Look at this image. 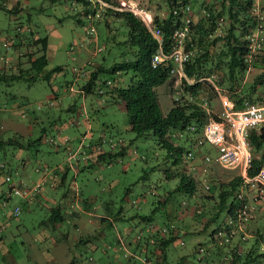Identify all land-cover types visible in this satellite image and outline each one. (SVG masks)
<instances>
[{
    "label": "rangeland",
    "instance_id": "1",
    "mask_svg": "<svg viewBox=\"0 0 264 264\" xmlns=\"http://www.w3.org/2000/svg\"><path fill=\"white\" fill-rule=\"evenodd\" d=\"M116 1L118 6L112 8L119 9L123 0ZM15 2H19L20 6L17 14L0 7V71L4 70L5 64L16 66L18 61H24L25 58L19 54L32 50V47L26 46L28 40L24 38L25 35L47 36L48 61L33 80H0V137L7 138L18 131L23 134V142H32L21 148L8 144L0 148V162L6 163L13 182L17 184L22 178L24 187H19L31 188L43 168L53 171L66 163L73 165L82 155L76 150L78 146L82 145L79 151L85 150L90 141L97 139L98 134L113 140L115 150L124 145L122 154L105 157L81 170L68 169L65 185L50 188L64 216L58 220L52 214L51 201L40 197L37 189H32L27 199L12 194L4 200L3 192L8 189L9 182L4 180L5 170L0 168V264H130L132 258L143 261L145 253L139 249L141 246L136 244V240L143 245L147 235L152 233L148 223L159 226L167 219L174 217L176 220V216L185 215L180 201L188 196L176 189L179 175L167 177L164 170L170 168L180 172L186 168V172L195 179L201 177L197 170L185 167L186 163H191V160L185 159L186 151L179 161L174 162V154L159 145L150 132L136 136L129 128V114L122 101L110 96L108 86H102L103 91L98 94L97 81L93 91H78L84 77L75 72L88 67V62L109 65L114 61L135 57L137 47L125 41L127 24L122 18L105 15V8L101 10L100 16L88 18L83 3L78 0H5L9 7ZM94 3L98 7L96 10L105 6H100L97 0ZM125 3L143 8L152 19L154 14H161L166 9L163 0H125ZM89 11H93L91 6ZM78 16L82 18L80 22L77 21ZM91 27L94 28L91 31L93 33L89 34ZM98 46L101 47L99 51ZM58 65L61 69L51 72L49 80L43 76ZM254 72L253 68L246 72L244 87L250 84ZM100 75L101 79L114 78L118 73L102 72ZM171 77L172 81H165L155 87L163 113L172 105L173 90L182 84L174 82L175 76ZM136 79L132 70L119 71L116 83L125 86ZM207 106L216 113L220 109V102L215 97L211 106ZM261 127H264V122L258 125V128ZM186 134L182 132L179 137L173 135L172 139L185 149H192ZM65 136L68 137L66 141ZM189 137L193 138L192 134ZM53 139L60 143L58 150L54 149ZM104 147L108 145L104 143ZM73 150L75 152L70 159L68 155ZM209 152L215 155L216 149L210 147ZM209 165L210 168L202 173L207 180L205 174H213L217 180L224 182L235 175V170L215 162ZM50 181L52 185L53 178H46L45 189L49 188ZM40 182L43 186L45 181L42 179ZM65 188L78 189L88 201L86 208L89 211L78 210L74 206L78 215H67L62 209L67 201L61 195ZM161 197L165 198L164 203L158 205L157 199ZM16 205L19 206V212L13 215ZM100 216L105 218L101 219ZM141 216H147V220H141ZM223 216L221 211L219 218L206 229L183 235L184 245L171 243L169 257L184 253L195 259L198 253L194 246L197 242L205 247L210 244V228ZM191 219L186 218V221ZM254 226L262 235L255 244L257 250L262 252L264 213L259 218L255 215ZM245 231L250 232L248 228ZM83 233L89 236V240H80ZM55 239L57 245L53 243ZM252 241L250 236L245 243L250 244ZM129 253L134 254L131 256ZM261 264H264V259Z\"/></svg>",
    "mask_w": 264,
    "mask_h": 264
},
{
    "label": "trees",
    "instance_id": "2",
    "mask_svg": "<svg viewBox=\"0 0 264 264\" xmlns=\"http://www.w3.org/2000/svg\"><path fill=\"white\" fill-rule=\"evenodd\" d=\"M78 1L84 5L85 15L94 13L98 8L94 0ZM102 1L107 5L98 9V16L105 8V15L122 18L128 27L125 41L130 46L137 47V51L133 58H124L109 65L91 61L88 62V67H83L79 72L74 70L76 75L84 77L78 91L79 93L93 91L97 81H99L98 94L102 93V86H108L110 96L121 100L128 112L130 130L136 136L150 132L159 145L174 154V162L179 161L181 155L183 156L185 151L191 150V147L185 149L179 143H174L173 135L179 137L182 132H186V137L189 138L193 149L196 146V139L202 136L203 127L210 116L202 102L205 100L210 107L212 99L217 98L216 90L211 83L206 79L198 80L200 77L213 75L216 84L236 107L242 106L247 100L255 101L264 93V0H163L166 9L161 14L153 15V25L161 30L165 51L171 50L173 29L183 27L185 24L188 13L187 5L193 13V18L188 24V33L184 39L185 49L190 50L184 71L194 81L187 83L182 78V84L178 88L180 97L177 100L172 99V105L166 113L161 110L155 87L165 81L173 80L170 74L173 60H163L153 67L151 56L157 47V40L145 23L130 10L122 8L120 4L121 8H112L117 5L116 0ZM18 4L19 2H15L13 6L9 7L5 4V0H0V7L12 14H17L20 11ZM90 6L93 8L92 12L89 11ZM81 20L77 17V21ZM105 25L109 27L106 21ZM256 32L259 39L254 46L251 37ZM24 38L28 40L27 48L32 47V50L22 51L19 56H23L25 60L18 61L16 66L5 64L4 70L0 71V80L11 81L19 78L33 80L47 64V36L31 34L30 37L25 35ZM90 40L92 39L90 38ZM99 50H101L100 46H98ZM250 68L255 69V72L252 74L250 84L244 87L243 79ZM60 69L61 66H55L52 70L45 72L43 76L49 80L51 72ZM128 70H132L137 76L136 81L125 86L117 85L119 71L126 72ZM102 72L118 73V75L114 78L101 79ZM108 80L111 82H107ZM260 85L261 88H259ZM211 115L217 118L216 113L213 112ZM189 133L193 138L189 137ZM85 134L86 132L83 133V135ZM22 135L17 131L13 136L0 137V148L7 144L18 148L30 145L31 140H28L26 144L22 140ZM67 139L68 137L65 136L64 141ZM109 140L110 138L107 139L104 134H98L97 139L90 141L85 150L79 151L82 148L80 144L76 150L82 155L76 159L73 165L66 163L60 168L61 171L58 173L60 180L66 181L70 168L75 171L81 170L92 163L100 162L105 157L112 158L117 154H122L124 144L119 150H115V142L112 140L113 145H109ZM60 141L63 142V140ZM250 141L252 157L247 172L249 175H253L264 167V127L253 130ZM52 142L58 149L60 143H56L54 139ZM104 143L108 147H104ZM67 147L68 145L65 146V148ZM97 147L99 150H96ZM71 152H75V150ZM81 160L86 162L80 163ZM0 168L5 170L4 175L10 174L5 162H0ZM164 171L167 177L177 173L179 175L176 189L184 191L188 196L180 201L181 209L185 210L183 212L185 215L181 214V217H176V220L174 217L167 219L159 226L156 223H148L152 233L147 235L143 245L137 244L139 247L141 246L139 249L147 246L143 249L146 251L144 260H151L152 264H261L263 262L264 251L259 252L255 245L262 238L261 233L254 225L251 228L252 231L249 229V233L245 230L250 221L252 224L254 223L255 215L258 218L263 216L264 204L256 206L253 216L245 219L244 225L239 227L238 213L241 199L238 197L237 191L240 175L235 174L231 180L224 182L217 180L213 174H205L204 177L212 180L207 190L204 185L205 180L203 178L195 179L189 172H186V168H182L180 172L172 171L170 168H166ZM4 198V200L8 199L6 195ZM165 198L157 199V204L164 203ZM183 200L184 204H182ZM191 206H194L195 210L190 214ZM60 209L59 205L51 206L52 214L56 220L64 217ZM259 209H263L262 213H258ZM221 211L224 213L223 218L210 228V244L205 247L201 242H197L194 246L195 252L198 253L195 259L189 258L188 254L184 253L177 254L173 258L169 257L171 243L184 245L183 235L206 229L219 218ZM183 217H192V219L186 221ZM141 220H147V216H141ZM172 225L173 227H171ZM219 230L221 231L220 239L216 236ZM250 236L253 241L246 244L245 242ZM142 263L143 261L140 264Z\"/></svg>",
    "mask_w": 264,
    "mask_h": 264
},
{
    "label": "built area",
    "instance_id": "3",
    "mask_svg": "<svg viewBox=\"0 0 264 264\" xmlns=\"http://www.w3.org/2000/svg\"><path fill=\"white\" fill-rule=\"evenodd\" d=\"M100 6L107 5L102 0H97ZM122 6L125 9L130 10L133 14L138 16L147 26L148 30L157 40V47L152 53L151 64L153 67L160 64L163 60L172 59L173 66L170 69L171 76H175L174 82L182 83V78L187 83H193L194 79L188 77L184 71V65L189 59L190 50L185 49L184 39L188 33V24L193 18V13L189 6H186L188 11L185 18V24L183 27H175L172 31V47L170 51H165L162 43V36L160 28L153 25V19L151 15L141 7L137 5L127 4L125 0L121 1ZM99 6V7H100ZM119 7V8H121ZM98 10L94 13H88V18H94L98 16ZM93 27L90 28L89 34L93 33ZM253 44L258 43L257 32L251 37ZM6 44V42H4ZM208 80L214 87L217 93V98L220 102V109L216 112L217 118L211 115V111L208 109L207 103L204 100L202 105L206 108V111L210 114L207 122L205 123L202 136L198 137L195 141L196 146L188 150L185 153V159L191 160L190 165L186 167L190 170H197L200 177L202 173L206 172L210 168V163L215 162L225 168L235 170L236 175H240L238 183V197L241 199L240 209L238 213V225L242 227L245 219L253 216V210L258 205L264 204V167L260 168L253 175L248 174V168L251 165L252 146L250 141L251 132L255 129H259L258 125L264 122V93L261 94L257 100H247L240 107L234 106L232 100L221 91L220 87L216 84L213 75L202 76L198 80ZM107 82H111L108 80ZM180 86V84H179ZM172 93V98L177 100L180 97L179 91L175 88ZM191 97V96H190ZM112 140H109V145H113ZM207 147H214L216 154L211 155ZM96 150H99L98 147ZM74 152H70L68 158H73ZM199 155L201 161L196 162L195 157ZM205 180V188L211 185V181ZM4 180L9 182L8 189L5 195L10 198L12 194H17L21 198L29 197L32 189H39L42 185L40 181H36L34 185L26 188L22 178L18 181V185L12 180L10 174L4 175ZM185 201H182L184 204ZM191 212L195 210V207L191 206ZM199 210L198 208L196 209ZM19 212V206L16 205L12 211L13 215H17ZM173 227V225L171 226ZM163 230V229H162ZM161 232L163 233V231ZM221 231L216 234L217 238H221Z\"/></svg>",
    "mask_w": 264,
    "mask_h": 264
},
{
    "label": "crops",
    "instance_id": "4",
    "mask_svg": "<svg viewBox=\"0 0 264 264\" xmlns=\"http://www.w3.org/2000/svg\"><path fill=\"white\" fill-rule=\"evenodd\" d=\"M84 13H85V11H84ZM80 19H82L81 18V16H78ZM86 43V42H85ZM19 48H17V50H18ZM166 113V112H165ZM87 124H88V122H87ZM81 132V131H80ZM79 132V133H80ZM208 149L210 148V147H207ZM55 150H58L57 148H54ZM200 156L199 155H197L196 156V159H195V161L196 162H200ZM39 164H41V163H39ZM35 170V169H34ZM36 172L38 171V170H35ZM61 171V169L59 168V169H55V170H53V171H51V169H48V168H43L42 169V171H39V176H38V178H37V181H40V180H42V179H44V183H43V186L41 185V187L38 189V194H39V196L40 197H42V198H44L46 201H51V203H52V205L51 206H57V205H59L60 206V203L55 199V197H54V191H52L50 188L52 187H55L56 185H60V186H64L65 185V180H60V176H59V172ZM27 175V174H26ZM48 177H50V178H53V180H54V183L51 185V181H52V179H51V181H50V183H49V185L47 186V187H49V188H47V189H45L44 187V185H45V183H46V178L48 179ZM5 192H6V190H5ZM4 193V192H3ZM4 195V194H3ZM62 197H63V199H67V201L65 202V205H63V207H62V209H64L65 210V212H66V214L67 215H69V214H71V215H78V210H84V211H89L87 208H86V204H87V200H85L81 195H80V193H79V190L78 189H72V188H65V190L62 192ZM68 197H69V200H68ZM26 199H27V197H26ZM80 199V200H79ZM79 200V201H78ZM78 203V204H77ZM51 206H50V208H51ZM74 206H76L77 208H78V210H76L75 208H74ZM60 208H61V206H60ZM262 211H263V209H259L258 210V213H262ZM101 217V219H103V217L104 216H100ZM176 217H178V218H180L181 216L180 215H178V216H176ZM186 218L184 217V220H185ZM254 225V223L252 224V222L250 221L249 223H248V229H251V227ZM66 238H67V236H66ZM81 241H86V240H89V236H87L85 233H83V237H81V239H80ZM54 245H57L58 244V242H57V240L55 239L54 240ZM139 243V241L138 240H136V244H138ZM143 249H145V248H147V246L146 247H142ZM146 251H143V253H145ZM135 254H140V253H142V252H134ZM134 253H129L131 256L134 254ZM139 260L137 259V258H132V260H130V264H140L141 263V261L140 262H138ZM142 264H152V261L150 260H148V259H146V260H144V258H143V263Z\"/></svg>",
    "mask_w": 264,
    "mask_h": 264
}]
</instances>
